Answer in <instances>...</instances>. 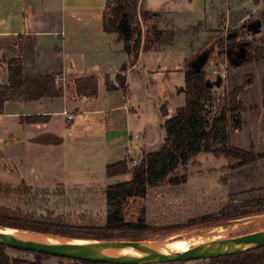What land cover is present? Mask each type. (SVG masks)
Segmentation results:
<instances>
[{
	"label": "rangeland",
	"instance_id": "1",
	"mask_svg": "<svg viewBox=\"0 0 264 264\" xmlns=\"http://www.w3.org/2000/svg\"><path fill=\"white\" fill-rule=\"evenodd\" d=\"M150 1L153 6L150 9L158 13L145 20L138 8L137 18L130 29V52L125 49L129 56L125 62L128 70L136 67L135 71L128 73L129 93L127 96L124 91L113 93L106 99L103 88L99 98L100 103L108 101L111 107H121L99 116L91 114L84 118L77 115L70 120L68 129L58 128L67 138V151L62 154L58 165H47L44 160L39 166L46 187L21 182L14 164L27 158L20 148L7 147L4 152L0 151V210L19 209L34 217H63L70 223H83L89 219L104 223L109 209L106 188L132 177L131 172L109 177L107 165L129 158V166L133 167L134 158L159 150L166 136L162 127V109L166 106L172 116L185 105V61L195 60L203 51L209 52L204 70L207 79L214 83L213 91L217 97L216 104L207 105L205 113L212 118L224 107L234 109L229 114L231 143L264 152V51L255 54L258 59L234 66L226 55L221 54L218 45L219 38L237 31L239 39L261 38L264 46V23L259 33L248 29L250 23L264 21V0H207V4L205 0ZM161 25L174 32L173 44L156 43L153 48H147L148 31L153 27L161 28ZM122 33L124 35L125 30ZM117 34L125 48L124 38ZM139 38L142 44L136 58L134 45ZM25 42L18 38L15 44ZM227 42L224 40L225 44ZM159 53L165 55L158 56ZM146 68L147 72L142 71ZM116 77H112L111 82L119 85ZM219 77L222 81L217 86ZM238 88L241 90L236 101L230 102V93ZM125 102L129 104L126 108ZM118 127L132 132L128 148H106L103 140L106 130ZM82 142L95 148L84 147ZM234 163V159L224 156L199 153L188 166L186 183L150 187L145 196L134 199L127 211V219L132 209L145 206L147 223L159 230L145 233L141 240L159 243L168 239H187L194 243L263 230L264 212L218 219L228 210L237 212L264 206V159L241 167L232 166ZM46 173L56 175L61 182L57 183L58 178L48 177ZM22 183L27 191L16 189ZM209 215L216 220L199 222L203 216ZM221 227L225 234L220 233ZM8 253L13 257H34L14 249H8ZM206 263L195 261L194 264ZM44 264L69 263L51 257L44 260Z\"/></svg>",
	"mask_w": 264,
	"mask_h": 264
},
{
	"label": "trees",
	"instance_id": "2",
	"mask_svg": "<svg viewBox=\"0 0 264 264\" xmlns=\"http://www.w3.org/2000/svg\"><path fill=\"white\" fill-rule=\"evenodd\" d=\"M140 0H108L104 13V27L107 32H116L125 40V49L129 51L131 25L135 22ZM157 12L151 10L142 11L146 20ZM127 23L129 30H124L123 23ZM243 28H247L244 26ZM249 29V25H248ZM250 30V29H249ZM252 31V30H250ZM224 40H228L227 44ZM147 48H153L157 44L171 46L174 42V32L167 29L153 27L146 36ZM262 39H239V33H230L227 37L218 39L219 51L227 56L234 66L257 58L255 54L264 51ZM141 38L134 45L135 57L138 58L141 50ZM130 52V51H129ZM209 52L203 51L193 61H185V95L186 103L179 107L175 114L169 116L167 107H163L164 122L162 127L166 131L164 142L159 150L144 153L139 164L129 166V158L107 165L106 171L109 177L124 175L131 172L130 180L111 184L106 188L105 194L109 206L104 223H96L92 219L83 223H70L63 217H34L22 211L1 208L0 225L13 228L52 233L67 237L86 239H119L141 240L147 232H157L159 228L147 223V209L145 206L131 210L127 219V211L137 197L146 195L150 187L163 183L172 185L184 184L188 181V166L201 152L211 153L216 157L224 156L234 159V167H241L260 159H264V152H256L253 148H240L230 140V112L234 109L222 108L220 112L209 118L205 113L206 106H214L217 97L213 87L209 86L204 65L207 62ZM258 59V58H257ZM201 64V65H199ZM128 64L124 63L117 74L119 85L111 82L110 76L106 77L107 89L112 91L119 88H127ZM76 89L79 95L96 96L98 94V79L95 76L80 77L76 80ZM241 88L230 93V102L236 101ZM64 95V89L54 74L28 73L25 71L22 58H12L8 62V83L0 84V113H3L6 103L9 101L23 100L36 101L42 98H54ZM48 116L30 115L21 119V122L36 123L45 122ZM240 125V119L238 122ZM16 189L27 191L22 183ZM255 212H264V206L243 209L232 212L228 210L223 218H233ZM213 218V217H212ZM209 216H203L202 223L216 220ZM217 218V217H215ZM8 249L23 251L33 255V259L13 257ZM57 257L69 264H115L54 256L47 253L28 251L12 248L0 244V264H44V260ZM206 264H264V247L252 249L242 253L198 260ZM195 261H177L149 264H194Z\"/></svg>",
	"mask_w": 264,
	"mask_h": 264
},
{
	"label": "crops",
	"instance_id": "3",
	"mask_svg": "<svg viewBox=\"0 0 264 264\" xmlns=\"http://www.w3.org/2000/svg\"><path fill=\"white\" fill-rule=\"evenodd\" d=\"M107 1L0 0V84L8 83L9 60L22 58L26 72L54 74L64 89V95L60 97L9 101L4 112L0 113V151L4 152L7 147L20 148L27 159L16 162L14 168L21 182L28 186L46 187L39 166L44 160H47V165L56 166L62 154L66 153L67 138L58 128L68 129L70 120L77 115L84 118L91 114L99 116L121 107H111L108 101L100 103L103 88L106 99L113 93L124 91L126 96L129 93L128 73L135 71V66L127 71V91L123 88L110 91L106 85V77H116L129 57L118 34L105 30ZM151 5L150 0H140L139 11H155L150 9ZM123 27L125 31L129 30L125 22ZM161 29L171 30L162 25ZM18 38L26 42L15 44ZM86 76L98 79L96 96L77 93L76 80ZM125 103L126 108L129 104ZM69 114L72 118L68 117ZM30 115H45L48 120L21 122L22 118ZM131 136L132 132L127 128L118 127L106 130L103 140L108 149L128 148ZM82 143L84 147L95 148L87 142ZM45 175L58 178L51 173ZM56 181L61 182L59 178Z\"/></svg>",
	"mask_w": 264,
	"mask_h": 264
},
{
	"label": "water",
	"instance_id": "4",
	"mask_svg": "<svg viewBox=\"0 0 264 264\" xmlns=\"http://www.w3.org/2000/svg\"><path fill=\"white\" fill-rule=\"evenodd\" d=\"M261 20L249 24L254 33L261 31ZM201 65V64H199ZM219 77L216 85H221ZM213 87V81H207ZM185 91V88H183ZM12 229L13 231H9ZM0 244L54 256L115 264H149L207 260L264 247V229L238 236L192 243L182 251L164 250V243L145 240L86 239L67 237L0 225ZM131 250L137 254L122 253Z\"/></svg>",
	"mask_w": 264,
	"mask_h": 264
},
{
	"label": "bare ground",
	"instance_id": "5",
	"mask_svg": "<svg viewBox=\"0 0 264 264\" xmlns=\"http://www.w3.org/2000/svg\"><path fill=\"white\" fill-rule=\"evenodd\" d=\"M252 221V220H251ZM255 223V222H254ZM262 223V222H261ZM256 224V223H255ZM258 224V223H257ZM249 226V225H248ZM225 227V226H224ZM234 227H237L234 225ZM233 227V228H234ZM239 228V227H238ZM9 231H13L12 229H8ZM215 230V229H214ZM219 231H221L220 233H223L225 234L226 232L222 230V227H221V230L219 229ZM201 232V231H200ZM206 232V231H205ZM204 232V233H205ZM171 236V235H170ZM172 237V236H171ZM199 237V236H198ZM194 239V237H193ZM211 239V238H210ZM192 240V239H191ZM201 240V239H200ZM164 241V240H163ZM155 242V241H154ZM198 242H201V241H197V242H194V243H198ZM193 242H190L188 241L187 239H168L165 243H164V250H171V251H182V250H185L187 248L190 247V245L192 244ZM122 253H132V254H137L135 253L134 251H129V250H123Z\"/></svg>",
	"mask_w": 264,
	"mask_h": 264
},
{
	"label": "built area",
	"instance_id": "6",
	"mask_svg": "<svg viewBox=\"0 0 264 264\" xmlns=\"http://www.w3.org/2000/svg\"><path fill=\"white\" fill-rule=\"evenodd\" d=\"M65 113H67V112L65 111ZM68 117L72 118V115L69 114ZM141 160H142V158H134L133 161H132L133 166L139 164L141 162Z\"/></svg>",
	"mask_w": 264,
	"mask_h": 264
},
{
	"label": "flooded vegetation",
	"instance_id": "7",
	"mask_svg": "<svg viewBox=\"0 0 264 264\" xmlns=\"http://www.w3.org/2000/svg\"><path fill=\"white\" fill-rule=\"evenodd\" d=\"M263 23H264V21H262V24H263ZM227 56H228V57H231V53L228 52V53H227Z\"/></svg>",
	"mask_w": 264,
	"mask_h": 264
}]
</instances>
